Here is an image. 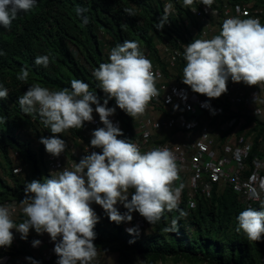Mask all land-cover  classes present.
<instances>
[{"label":"clouds","instance_id":"1","mask_svg":"<svg viewBox=\"0 0 264 264\" xmlns=\"http://www.w3.org/2000/svg\"><path fill=\"white\" fill-rule=\"evenodd\" d=\"M213 2L200 0L208 8ZM36 3L37 0H0V27L10 29L12 22L21 13L31 12ZM194 3L195 0H183V5L193 12ZM86 11L81 7L75 9L77 16ZM124 12L135 15L130 8ZM167 21L166 9L156 23L157 29H162ZM83 22L87 23L86 17ZM121 27L126 29L127 25ZM183 59L186 64L182 82L209 99L226 93L229 79L250 87H264V24L257 18L229 17L223 21L218 35L184 45ZM34 63L46 68L50 57L37 56ZM92 75L107 96L103 103L89 84L78 79L71 80L70 88L60 90L34 83L18 97L22 112L38 114L43 126L53 134L39 141L48 154L59 157L65 152L66 143L57 134L83 128L85 122H93L94 112L103 127L92 131L90 146L101 151L87 150L71 168L51 172L42 181L27 182L20 200V210L26 217L22 222L13 219L16 205H0V248L12 245L13 229L20 233L21 239H27L30 229H34L37 234L47 233L54 242L56 264H92L97 256L94 228L99 222L93 203L101 206L110 222L117 225L131 222L134 212L154 225L165 211L179 210L183 185H175L179 169L171 150L156 147L141 152L138 145L118 138L124 133L109 119L117 107L131 118L143 115L153 97L159 95L151 61L137 41L125 40L111 49L109 62L101 63ZM28 76L29 72L22 68L17 79L26 82ZM7 97V88L0 84V100ZM113 98L116 107H109L108 101ZM2 120L4 117H0ZM261 188L264 189V184ZM251 198L260 200V194L253 189ZM118 204L126 209L123 214L116 207ZM180 214L186 215L182 211ZM236 220L238 233L243 232L252 242L264 241V201L260 210L248 207ZM177 225L178 221L173 219L164 231H177ZM126 231L139 235L138 227ZM40 243L34 240L33 247Z\"/></svg>","mask_w":264,"mask_h":264},{"label":"trees","instance_id":"2","mask_svg":"<svg viewBox=\"0 0 264 264\" xmlns=\"http://www.w3.org/2000/svg\"><path fill=\"white\" fill-rule=\"evenodd\" d=\"M176 3L174 13L168 15L162 29L156 27L166 13L161 0H37L35 8L29 13H21L10 29L0 27V52L4 53L0 55V84L8 90L7 99L0 100V117H4L0 121V204L20 202L27 182L42 181L50 174L47 152L39 141L41 137L53 134L43 126L38 114L22 112L18 97L34 83L60 90L70 88L71 80L78 79L89 84L90 90L95 91L103 103L107 96L98 88L93 70L101 63L109 62L111 49L125 40L137 41L141 51L148 50L153 55L152 60L171 76L167 60L160 56L159 45H187L192 28L198 27V20L183 5V0H176ZM236 3H252L264 8V0H214L212 6L217 9L218 5ZM77 7L87 9L83 16H77ZM125 8L132 9L135 15H127ZM83 17L87 18V23L83 22ZM187 19L192 28L185 25ZM122 24L127 28L123 29ZM41 55L50 57L46 68L34 63ZM184 66L182 63L178 68L182 70ZM22 68L29 72L26 82L17 79ZM209 101L213 105L217 103L215 99ZM222 105L227 114L225 118L245 115L243 109L237 110L227 101ZM108 106L116 107L114 98L109 99ZM114 115L121 121L124 133L118 138L133 143L136 138L134 118L118 107ZM248 120V125L255 123L250 117ZM212 122L215 125L218 119ZM253 130L257 135L252 155L259 152L260 139H264V121H258ZM57 135L65 141L66 153L70 154L72 145L84 148L80 141L83 135L78 129ZM81 140L90 143L89 139ZM96 151L100 152L99 149ZM16 159H19V165H16ZM17 166L22 168L18 174L14 173ZM246 208L233 188L216 187L209 199L198 195L196 209L188 210L183 203L179 204V210L165 211L154 225L145 220L148 230L139 235H130L125 222L117 225L110 222L103 211L97 210L99 222L94 228L97 234L94 244L97 250L116 251L118 264H136V257L153 263L171 258L178 264H264V241H249L243 232L236 231V217ZM252 208L260 210L261 202ZM181 211L186 215L181 216ZM173 219L178 221L177 231H164ZM19 253L30 255L36 264H50L36 259L24 248Z\"/></svg>","mask_w":264,"mask_h":264},{"label":"built area","instance_id":"3","mask_svg":"<svg viewBox=\"0 0 264 264\" xmlns=\"http://www.w3.org/2000/svg\"><path fill=\"white\" fill-rule=\"evenodd\" d=\"M167 15L174 13L176 0H161ZM171 6L170 8L168 6ZM219 8H210L195 0L191 6L196 11H191L193 17L198 20V27L192 28L190 20H185V25L191 27L189 42L194 39L208 40L218 35L222 23L229 17L240 19L257 18L264 24V8L254 6L252 3H236L218 5ZM184 44L178 47L161 46L160 53L163 59L167 60V67L170 70L176 69L180 64H186L183 59ZM150 56L148 50H144ZM160 54V55H161ZM146 56V57H147ZM152 65L156 76L155 86L159 95L153 97L148 106L149 113L134 118L136 138L133 143L138 145L141 152L149 151L156 147H165L173 153L179 169V179L175 185H183L179 204L185 203L188 210L197 208L198 195L209 199L216 187L225 185L233 188L245 202L247 208L256 203L264 201V139H260V150L252 155L256 146L257 132L253 130L258 121H264V87L247 86L243 82L233 83L229 79L227 92L216 100V105L211 104L205 95L197 94L181 80L167 76L162 67L154 60L147 57ZM54 90V89H50ZM227 101L235 109H243L244 116L238 118H225L227 115L222 105ZM93 122H85L84 127L78 129L83 137L80 141L84 148L78 154L72 145L71 152H63L59 157L47 153L46 162L49 173L61 171L65 167L71 168L73 162H79L86 151H96L90 143L82 138L91 140V133L98 127H103L99 115L93 113ZM254 119V124L248 125V118ZM113 124L122 128V123L116 115L109 118ZM218 119L213 125L212 121ZM77 130V129H73ZM245 130V131H244ZM165 133L167 138L159 140L157 134ZM100 150V149H99ZM101 151V150H100ZM22 168L17 166L14 173H20ZM260 194V200L251 198L252 190ZM131 197L129 196V199ZM3 204L16 205L13 219L20 223L26 217L20 210V202L6 201ZM92 208L97 211H105L101 206L93 203ZM123 214L126 209L123 205L116 206ZM105 215H107L105 213ZM134 226L138 227L142 234L148 230V225L139 213L134 214ZM14 235L10 247L0 248V264H34L30 255L19 253L21 248L31 252L33 256L50 264H56L58 257L54 252V242L47 233L37 234L30 229L27 239H21L20 233L12 230ZM34 240L41 241L40 254L33 253L27 243ZM32 241V242H30ZM264 263V256L262 259ZM92 264H105L92 261ZM118 264V263H117ZM182 264V263H180Z\"/></svg>","mask_w":264,"mask_h":264},{"label":"rangeland","instance_id":"4","mask_svg":"<svg viewBox=\"0 0 264 264\" xmlns=\"http://www.w3.org/2000/svg\"><path fill=\"white\" fill-rule=\"evenodd\" d=\"M161 47V45H159ZM145 49H143V53L146 55L147 53L144 52ZM147 56V55H146ZM153 55L147 56L152 60ZM76 151L78 152V154L82 151V146L81 145H77V147H75ZM16 165L20 164L19 159H16L15 161ZM135 213V212H134ZM134 213H132V216L134 217ZM126 223V229L128 228H133V219L131 222H125ZM32 242V241H30ZM30 246L32 248V252L36 253V254H40L41 252V248L40 246L37 247H33V242L32 243H27L25 246ZM27 249V248H25ZM95 262H100V263H105V264H117L118 261V253L116 251H112V250H107V251H101V250H97V256L94 259ZM136 264H178L174 259H167L164 262H156L153 263L147 259H143L142 257H136L135 259ZM180 264V263H179ZM183 264H191L189 262H183Z\"/></svg>","mask_w":264,"mask_h":264},{"label":"crops","instance_id":"5","mask_svg":"<svg viewBox=\"0 0 264 264\" xmlns=\"http://www.w3.org/2000/svg\"><path fill=\"white\" fill-rule=\"evenodd\" d=\"M159 48H160V46H159ZM160 56H161V58H163L162 57V54ZM171 77H173L174 79H178V80H181L182 81V78H183V68H182V70H180L179 68H176V69L171 70ZM147 113H149V109L146 108L144 114H147ZM157 137L159 138V140H164L165 138H167V135L165 133L159 132L157 134ZM125 227H127L126 226V223H125Z\"/></svg>","mask_w":264,"mask_h":264}]
</instances>
